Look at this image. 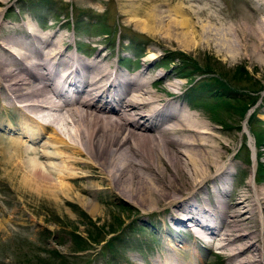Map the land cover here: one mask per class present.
<instances>
[{"label":"bare ground","instance_id":"obj_1","mask_svg":"<svg viewBox=\"0 0 264 264\" xmlns=\"http://www.w3.org/2000/svg\"><path fill=\"white\" fill-rule=\"evenodd\" d=\"M171 1L150 0L155 10L143 13L136 26L148 31V23H163L172 11L169 25L180 31L185 47L214 44L231 59L247 53L264 64V0L248 5L253 17L243 15L231 24L186 0L160 10ZM3 26L0 20V31ZM21 26V34L17 29L0 34V107L17 106L19 116L13 128L0 129L8 143L6 149L0 145V157L18 170L20 189L55 201L73 196L92 216L96 203L78 193H97L106 184L136 206H163L171 222L183 226L188 220L192 241L207 250L217 243L213 252L223 264H264V186L250 190L252 174L242 191L228 195L230 174L217 128L186 108L176 83L155 88L161 75L145 74L146 62L156 57L152 52L141 71L125 76L100 51L83 61L68 50L65 38L39 34L30 23ZM49 123L61 126L62 136ZM86 180L90 189L80 185ZM194 251L189 263L177 254L169 262L204 264Z\"/></svg>","mask_w":264,"mask_h":264},{"label":"rangeland","instance_id":"obj_2","mask_svg":"<svg viewBox=\"0 0 264 264\" xmlns=\"http://www.w3.org/2000/svg\"><path fill=\"white\" fill-rule=\"evenodd\" d=\"M0 1L4 2H0V8L4 11V15L0 17L4 25L3 31H0L1 35L11 29H17L21 34L24 32L21 25L30 23L39 34L54 33L65 38V44H68V49L73 55L75 46L83 53L91 50L90 56H96V52L100 51V55H105L113 67L121 63L128 68L140 69L139 71L143 69V60L152 52L156 57L146 62L145 74L151 78L161 75L157 78L161 79L157 82L159 86L155 88L176 83L179 87L176 95H179L181 100L184 99L183 103H187L184 91L200 100L198 103H187L188 107H191V110L188 109L204 123L217 128L225 145L221 152L222 159L230 174L228 195L234 197L242 191L251 180L252 174L250 190L264 186V178H258V165L261 163L264 166V140L262 146L260 143L258 146L257 141L260 138L257 140L254 133L260 132L264 137V64L255 59L249 60L247 53L231 59L229 53L219 50L214 44L207 48L185 47L180 39V31L174 27L172 30L170 26L172 24L169 22L175 18L172 11L166 14L163 23L158 22V26L148 23L152 28L148 31L141 30L135 23L139 20L140 23L143 22V13L155 10V4L150 0H144V3L143 0H136L133 4L126 0ZM172 1L160 10L167 11L166 9L178 5L176 0ZM186 1L196 8L205 5L203 7L206 11L216 12L215 17L225 24H231L245 15L249 17V14H252L249 6L254 2ZM188 3L185 4L189 5ZM127 13L132 18L126 16ZM79 20L77 30L75 22ZM38 22L40 24L37 25ZM127 38L131 45L127 44ZM88 57L83 61H87ZM122 57L129 58V61H123ZM195 67L201 71L207 70L209 76L199 77ZM117 69L125 74L121 67ZM240 69L243 70L240 71L242 74L238 72ZM214 76L231 88V95L235 93V96L248 102L243 116L229 108L214 109L210 96L197 92L202 90L201 86L196 90L197 86L191 89L188 85V82L198 78L209 82ZM246 87L249 90H257V93L252 94L255 100L251 105L249 97L243 96L245 90L242 88ZM16 119H19V116L15 106L3 109L0 107V129L13 128ZM54 130L62 136L61 126L55 125ZM1 132L0 145L6 149L7 138ZM38 161L41 166L45 163ZM10 164L6 166L5 160L0 157V264H154V261H159V264H172L168 257H173L174 254H177V258L181 257L184 263H189L191 254L195 252L194 248L204 264H223L222 257L213 252L217 243L213 245L214 249L207 250L208 245L192 241V235L186 230L185 223H188V220L184 221L183 226L171 222L165 215L163 206L150 209L149 206H136L103 184L99 185L104 187L103 190L97 193L94 190L78 193L87 201L96 203L98 209L91 216L86 208L80 207L73 196L71 199L61 197L55 201L20 189V184H17L19 172ZM82 172L87 174L86 170ZM101 180L94 179L95 183ZM89 182L82 181L80 185L90 189ZM256 220L260 224L263 217L261 219L258 214ZM107 239L112 241L110 247L104 245ZM167 243L173 244L174 247L168 246Z\"/></svg>","mask_w":264,"mask_h":264},{"label":"trees","instance_id":"obj_3","mask_svg":"<svg viewBox=\"0 0 264 264\" xmlns=\"http://www.w3.org/2000/svg\"><path fill=\"white\" fill-rule=\"evenodd\" d=\"M197 74L199 75V77H203V76H206V78L209 76V72L206 70H199V68L195 67L194 69ZM240 71H243L242 69H240L238 72L239 73H243V72H240ZM186 78V77H185ZM189 78L191 79V76L189 75ZM203 78H198L197 80L194 79L192 82H188V85L192 88H195L196 86V90L200 89V86L202 88V90H199L197 92H203L206 94V96H210V98L212 99V107L214 109H226V108H229L231 109V111L233 110V112H235L236 114L240 115V116H243V113L245 112V109H247V104L248 102L247 101H243L239 96H235V93L233 95L232 92H231V88L226 85L225 83H223L222 81L218 80L216 76L212 77V79H210L211 81L209 82H206L201 80ZM201 80V81H199ZM194 85V87H193ZM243 90H245V93L243 94L244 97H249L248 101H249V105H251L255 98V96H252L253 93H257V90L256 91H253V90H249L247 87L246 88H242ZM189 96V99L193 100L194 102H197L200 101V100H197L195 97L193 96H190V94H188ZM215 100V102H214ZM210 105V104H209ZM208 105V106H209ZM255 133V136H257V144L259 146V143L260 145L262 146V142L264 140V137L263 135H261L260 132H254ZM261 140V141H260ZM264 146V145H263ZM259 167V172H258V178L261 180L264 178V166L263 164L261 165V163L258 165ZM76 236V235H74ZM111 239H107L106 240V243L104 244L105 247L106 245H108V247L111 246Z\"/></svg>","mask_w":264,"mask_h":264}]
</instances>
